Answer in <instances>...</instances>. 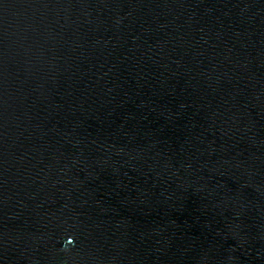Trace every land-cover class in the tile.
Instances as JSON below:
<instances>
[{
	"label": "water",
	"instance_id": "obj_1",
	"mask_svg": "<svg viewBox=\"0 0 264 264\" xmlns=\"http://www.w3.org/2000/svg\"><path fill=\"white\" fill-rule=\"evenodd\" d=\"M0 264H264V0H0Z\"/></svg>",
	"mask_w": 264,
	"mask_h": 264
}]
</instances>
